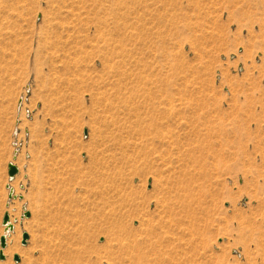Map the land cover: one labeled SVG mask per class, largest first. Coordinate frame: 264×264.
Segmentation results:
<instances>
[{
    "label": "rangeland",
    "instance_id": "rangeland-1",
    "mask_svg": "<svg viewBox=\"0 0 264 264\" xmlns=\"http://www.w3.org/2000/svg\"><path fill=\"white\" fill-rule=\"evenodd\" d=\"M5 212L0 264H264V0H0Z\"/></svg>",
    "mask_w": 264,
    "mask_h": 264
},
{
    "label": "water",
    "instance_id": "water-1",
    "mask_svg": "<svg viewBox=\"0 0 264 264\" xmlns=\"http://www.w3.org/2000/svg\"><path fill=\"white\" fill-rule=\"evenodd\" d=\"M7 171H8V176L10 178H13L17 173H18V168L15 164L13 163H8L7 165ZM10 192H9V198H12L13 197V190L12 188H10L8 186ZM30 213L28 211H26L23 216L25 217H29ZM2 225L4 226V229H5V232H10L13 230V224L10 222V217H9V214L7 212L4 213L3 215V218H2ZM29 235L27 232H24L22 234V244H25L27 239H28ZM0 246H1V249H0V259H4V253H3V249L6 247V236L5 235H2L0 237ZM13 259L18 262L19 261V256L17 254H15L13 256Z\"/></svg>",
    "mask_w": 264,
    "mask_h": 264
},
{
    "label": "bare ground",
    "instance_id": "bare-ground-1",
    "mask_svg": "<svg viewBox=\"0 0 264 264\" xmlns=\"http://www.w3.org/2000/svg\"><path fill=\"white\" fill-rule=\"evenodd\" d=\"M143 133H145V132H143ZM146 142H147V141H146ZM13 164H14V163H13ZM188 184H189V183H188ZM184 185H185V184H184ZM188 188H189V187H188ZM14 196H17V194L14 193ZM10 222H11V220H10ZM11 223H12V222H11ZM3 231H4V230H3ZM2 234H5V236H6V235H9L10 233H9V232H4V233L2 232ZM118 240H119V238H118ZM139 245H140L139 243L137 244V242H135L134 245H125L124 248H126L127 251H129L130 253H132V252L134 251V248H135V249H138V248H139V247H138ZM149 245H150V243H149ZM151 245H152V243H151ZM154 247H155V246H154ZM154 247H153V248H154ZM10 249L13 251L14 249H16V246L11 247ZM140 249H141V248H140ZM150 249H151V248H150ZM136 251H137V250H136ZM137 252H138V251H137ZM139 252H140V250H139ZM138 254H141V253H138ZM138 254H137L135 257L137 258V256H138V257L140 256V258H141V255H138ZM144 255H145V253H144ZM133 257H134V256H133ZM133 257H132V258H133ZM145 257H147V256L145 255ZM145 257H144V258H145ZM138 259H139V258H138ZM141 259H142V258H141ZM140 261H141V260H140ZM142 261H148V260L145 258V260L143 259ZM137 263H138V261H137Z\"/></svg>",
    "mask_w": 264,
    "mask_h": 264
}]
</instances>
